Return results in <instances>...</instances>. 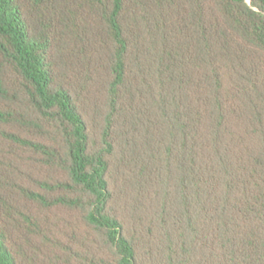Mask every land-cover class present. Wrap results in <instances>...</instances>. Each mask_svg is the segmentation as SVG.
I'll return each mask as SVG.
<instances>
[{
  "label": "trees",
  "instance_id": "trees-1",
  "mask_svg": "<svg viewBox=\"0 0 264 264\" xmlns=\"http://www.w3.org/2000/svg\"><path fill=\"white\" fill-rule=\"evenodd\" d=\"M0 264H264V0H0Z\"/></svg>",
  "mask_w": 264,
  "mask_h": 264
}]
</instances>
